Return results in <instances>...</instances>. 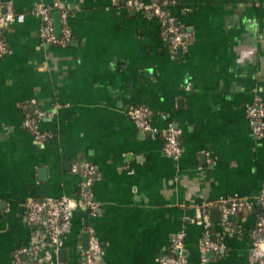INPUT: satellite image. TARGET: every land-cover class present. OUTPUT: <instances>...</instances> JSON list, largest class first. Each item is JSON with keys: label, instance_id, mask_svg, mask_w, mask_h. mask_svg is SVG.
Wrapping results in <instances>:
<instances>
[{"label": "crops", "instance_id": "crops-1", "mask_svg": "<svg viewBox=\"0 0 264 264\" xmlns=\"http://www.w3.org/2000/svg\"><path fill=\"white\" fill-rule=\"evenodd\" d=\"M57 2L69 16L54 10V28L60 23L63 36L68 27L71 37L46 44L33 11ZM5 7L25 19L3 26L0 264H14L20 248L41 264H82L90 228L106 264H162L179 232L187 264H251L264 138L253 134L246 108L264 103V0H177L169 11L190 33L187 50H173L160 20L124 0H0ZM138 105L159 129L172 121L181 130L179 158L166 155L161 134L135 125L129 111ZM37 109L51 135L45 142L24 126ZM83 160L98 170L99 209L75 210L63 262L34 236L27 206L78 198L83 177L73 167ZM235 198L252 207L224 220L222 200ZM207 234L218 248L203 261Z\"/></svg>", "mask_w": 264, "mask_h": 264}, {"label": "built area", "instance_id": "built-area-1", "mask_svg": "<svg viewBox=\"0 0 264 264\" xmlns=\"http://www.w3.org/2000/svg\"><path fill=\"white\" fill-rule=\"evenodd\" d=\"M124 1L127 5L135 6L145 14L159 19L164 35L173 50L188 49L189 31L178 24L175 17L170 13L169 7L165 6L163 0H150L148 3L141 2L140 0ZM54 10H58L63 20L67 21L69 10L63 2H57L54 6L39 5L34 9L33 13L42 20L40 37L46 44L66 43L71 37L70 29L66 27L63 31V36L56 34L52 15ZM24 19L25 14L15 11L12 7L8 8L5 13L0 12V58L5 56L9 49L4 38L3 26L8 23L22 22ZM246 111L253 134L258 138H264V103L260 98H255L248 104ZM129 113L140 130L150 131L163 136L164 152L167 156L172 158H179L181 156V130L174 122L169 121L163 129H159L153 123L152 110L145 105L132 107ZM42 116L43 112L37 109L30 117L24 120V126L32 131L39 142H45L51 136L47 132H42L39 127ZM73 170L80 172L83 177L80 183L81 193L78 198L62 196L31 199L27 206L26 219L34 230V236L44 241L55 251L60 250L63 241L70 232L73 214L76 209L86 208L93 213H96L99 209V202L96 200L92 190L93 184L99 178L96 166L83 160L74 164ZM221 207L223 218L226 220L229 214L236 213L244 207H252V202L239 198L222 200ZM210 225L209 217H206V233H208ZM89 232L91 237L82 264H106L101 259V243L95 235L93 228H90ZM184 238L183 232L175 235L172 248L176 254L162 258V264L188 263ZM217 248L218 245L212 242L207 234L200 246L202 260L206 261L208 252ZM27 253L28 251L25 248L17 250L14 255V264H41L36 259L27 258ZM250 261L251 264H264V208L259 214L253 230Z\"/></svg>", "mask_w": 264, "mask_h": 264}, {"label": "water", "instance_id": "water-1", "mask_svg": "<svg viewBox=\"0 0 264 264\" xmlns=\"http://www.w3.org/2000/svg\"><path fill=\"white\" fill-rule=\"evenodd\" d=\"M7 11V8L5 7L3 10H2V12L3 13H5ZM55 32H56V34L58 33V32H60L61 31V26H60V23L58 24H56L55 25ZM58 35V34H57ZM45 171H43V173H44ZM234 214L232 213V214H229L228 215V217H227V219L228 220H233L234 219ZM88 246L89 245H87V244H85L84 245V248L87 250L88 249ZM65 253H66V251H65V249H60L59 250V254L61 255V261H63V262H65L67 259H66V256H65ZM63 256H65V257H63Z\"/></svg>", "mask_w": 264, "mask_h": 264}, {"label": "trees", "instance_id": "trees-1", "mask_svg": "<svg viewBox=\"0 0 264 264\" xmlns=\"http://www.w3.org/2000/svg\"><path fill=\"white\" fill-rule=\"evenodd\" d=\"M163 1L165 2L166 7H169L171 4H174L175 2H177V0H163ZM256 207L261 208V205L258 204ZM175 254L176 252L173 251L172 255H175Z\"/></svg>", "mask_w": 264, "mask_h": 264}]
</instances>
